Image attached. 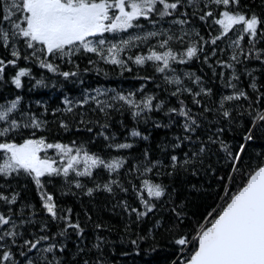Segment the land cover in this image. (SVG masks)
I'll list each match as a JSON object with an SVG mask.
<instances>
[{
  "label": "snow or ice",
  "instance_id": "1",
  "mask_svg": "<svg viewBox=\"0 0 264 264\" xmlns=\"http://www.w3.org/2000/svg\"><path fill=\"white\" fill-rule=\"evenodd\" d=\"M0 264H264V0H0Z\"/></svg>",
  "mask_w": 264,
  "mask_h": 264
}]
</instances>
